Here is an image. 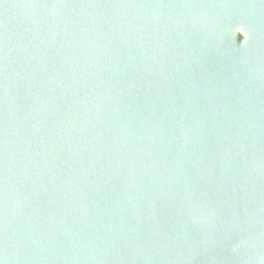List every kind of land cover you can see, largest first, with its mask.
<instances>
[{
	"label": "water",
	"instance_id": "95a60500",
	"mask_svg": "<svg viewBox=\"0 0 264 264\" xmlns=\"http://www.w3.org/2000/svg\"><path fill=\"white\" fill-rule=\"evenodd\" d=\"M0 264H264V0H0Z\"/></svg>",
	"mask_w": 264,
	"mask_h": 264
}]
</instances>
